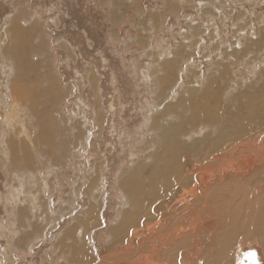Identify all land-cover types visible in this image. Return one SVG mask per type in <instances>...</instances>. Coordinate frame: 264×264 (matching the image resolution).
<instances>
[{
    "label": "rangeland",
    "instance_id": "obj_1",
    "mask_svg": "<svg viewBox=\"0 0 264 264\" xmlns=\"http://www.w3.org/2000/svg\"><path fill=\"white\" fill-rule=\"evenodd\" d=\"M207 1L0 0V264H82L61 254L59 241L71 223L86 220L91 204L98 224L85 231L87 264H169L167 254L149 255L155 225L145 230L143 219L131 231L135 239L128 233L130 243L109 246L107 233L128 209L119 187L124 171L149 161L145 153L172 126L179 129L177 142H200L194 146L200 150L204 140L218 137L217 124L231 133L250 120L253 106L259 117L249 139L225 144L232 153L244 146L262 150L264 0ZM13 18L30 29L31 44L41 45L38 56H26L29 94L14 103L9 88L17 74L2 54ZM195 24L199 31L187 35ZM203 102L213 106L210 119L192 128L187 111ZM20 236L25 244H17ZM262 249L256 236L236 244L233 264H264Z\"/></svg>",
    "mask_w": 264,
    "mask_h": 264
},
{
    "label": "bare ground",
    "instance_id": "obj_2",
    "mask_svg": "<svg viewBox=\"0 0 264 264\" xmlns=\"http://www.w3.org/2000/svg\"><path fill=\"white\" fill-rule=\"evenodd\" d=\"M16 22L15 18L9 21L7 27L9 42L2 50L3 56L12 62L17 74L9 88L13 103L22 100L24 94L25 96L29 94V90H25L27 83L24 80L29 68L26 61L28 52L31 51L38 56L41 50L40 44H31L30 29H21L23 27L19 28ZM167 69L169 68L167 67ZM226 76L227 73H225ZM214 81L209 80L211 84ZM251 95L253 96V93ZM194 98L192 99L194 100ZM183 103L185 102L183 101ZM202 105V107L197 106V109L186 110L187 113L192 112L190 116L188 114L189 117L187 116L190 119V121L187 120V124L192 123V128L201 125L202 121L210 119L208 116L213 109L212 104L208 103L207 106L204 103ZM254 109V106L249 107V110L253 111V113L256 112ZM253 113H251L250 120H245L242 124L239 123L240 125H237L238 129L231 133H228L221 123L217 124L216 126L220 130L218 137L207 142H204L205 140L203 139L204 141H201L203 147L200 150H195L194 147L195 145L196 148L199 147L200 142L196 141L197 144L193 146L190 144L189 147L182 142H177L176 138L179 135L177 130L179 129L175 125L172 126L170 131H166L164 136L166 139L162 143L158 142L159 145L156 143L153 149L145 153V156H147L145 159H149V161L142 160L134 168L124 171L126 174L121 178L119 187L126 194L128 209L120 216L116 227L108 233L106 232L109 246L113 248L114 245L122 242V240L130 243V239H135L136 235H133L131 231L140 227L135 228L141 219L144 220H142V225L146 226L145 230H148L149 225H155V227L153 226L154 230L150 231L151 233L148 235L151 238L155 237L154 246L148 249L149 255L167 254L168 260H170L169 264H199L198 257L200 256L202 264H233L237 253L235 251L236 244L245 243L247 239L253 236H256L263 244L264 146L259 151H257L259 148L255 150L244 146V148L236 149V153H232V147L225 144L226 139H230L232 142L249 139L251 131L258 125V123H255V119L259 116L254 118L253 115L255 114ZM222 114L220 118H223ZM178 115L177 117H179ZM260 118L259 120L262 119ZM251 120H253L252 123ZM178 121L180 120L178 119ZM185 123L183 125L187 127ZM214 124L216 123L214 122ZM228 127L230 128V126ZM223 132L226 135L224 138ZM187 141L190 142L189 139ZM190 150H194V154ZM205 152L210 154L201 157ZM194 156H198L200 159L195 162ZM146 189L148 190L149 201L146 200ZM255 191H257V194ZM188 197H190V207L185 209L183 204ZM145 200L148 203H145ZM144 207L148 209L143 213L141 210ZM94 211L95 207L91 204L82 214L86 217V220L84 221L81 218L79 222L71 223L59 241L61 254L67 252L71 258L70 260L74 263L87 264L89 262L88 249L86 248L88 237L85 231L90 226L89 224H98L97 219V221H93L95 220ZM169 212L175 213L176 218L169 217ZM99 224L101 223L99 222ZM79 227L83 229L81 236H78L79 233L77 232ZM129 232L131 236L128 240L126 237ZM200 239L206 240L204 243H206L207 247L202 254H200ZM21 243L25 244L20 236L17 238V244L21 245ZM138 248H141V246L138 245ZM230 251H233V254H230ZM262 251L264 252L263 249ZM198 254L199 256L197 257ZM120 258L122 261L128 259L125 256ZM145 259H148V257H145ZM152 262L151 260L150 263ZM145 263L149 264V262Z\"/></svg>",
    "mask_w": 264,
    "mask_h": 264
},
{
    "label": "crops",
    "instance_id": "obj_3",
    "mask_svg": "<svg viewBox=\"0 0 264 264\" xmlns=\"http://www.w3.org/2000/svg\"><path fill=\"white\" fill-rule=\"evenodd\" d=\"M207 1V0H206ZM205 5V7H208V6H210L209 4H208V1H207V3L206 4H204ZM133 6V5H132ZM135 8H133L134 10H133V13H138L137 11L139 10V8H140V5H138V3H137V5L136 6H134ZM183 7V6H182ZM204 7V8H205ZM184 8V7H183ZM206 10H208V9H206ZM205 10V11H206ZM211 15H214V14H211ZM154 18H157V19H160V16L159 15H157V16H153ZM152 19V18H151ZM145 27V26H144ZM191 27V29H190V31H189V33L187 34V35H189V34H191V35H194V33H197L198 31H199V28H198V26L195 24V25H191L190 26ZM138 31H139V27H138ZM196 31V32H195Z\"/></svg>",
    "mask_w": 264,
    "mask_h": 264
},
{
    "label": "flooded vegetation",
    "instance_id": "obj_4",
    "mask_svg": "<svg viewBox=\"0 0 264 264\" xmlns=\"http://www.w3.org/2000/svg\"><path fill=\"white\" fill-rule=\"evenodd\" d=\"M249 261H252V259L246 260V261H244L245 263H244V262H243V263L246 264V263L249 262ZM249 263H250V262H249Z\"/></svg>",
    "mask_w": 264,
    "mask_h": 264
}]
</instances>
